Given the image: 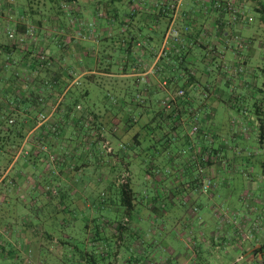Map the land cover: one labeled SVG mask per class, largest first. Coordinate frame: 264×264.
Instances as JSON below:
<instances>
[{"label": "crops", "instance_id": "crops-1", "mask_svg": "<svg viewBox=\"0 0 264 264\" xmlns=\"http://www.w3.org/2000/svg\"><path fill=\"white\" fill-rule=\"evenodd\" d=\"M170 27L179 32L181 44L167 39ZM1 45L7 48L0 54L5 87L24 99L21 119L35 111L28 101L31 82L39 89L52 77L36 109L50 122L36 123L27 136L65 152L67 164L58 169L55 183L60 190L88 191V176L96 175L92 158L100 157L98 183L103 186L113 173L129 170L170 193L174 217L169 220L183 231L175 237L180 247L175 241L167 244L175 263L264 264V138L259 137L264 0H0ZM41 52L48 59L44 66L36 60ZM16 75L19 83L13 82ZM13 104L11 99L9 108ZM224 111L227 120L221 119ZM51 123L59 126L54 140L48 134ZM194 126L199 133L191 135ZM191 146L190 155H184ZM201 156L209 162L200 164ZM43 161L40 156L19 167L13 161L2 172L0 182L7 175L17 182V189L5 192L7 205L17 196L23 204H44L41 184L49 178L43 177ZM164 170L167 177L159 176ZM190 171V182L211 180V189L203 193L212 202L211 212L176 219L173 201L190 188L183 182ZM223 189L228 190L227 208L217 210L213 201L223 197ZM230 190L240 193L241 211ZM196 191L183 201L192 202ZM11 226L0 231L10 252L0 264H16L27 244V233Z\"/></svg>", "mask_w": 264, "mask_h": 264}, {"label": "trees", "instance_id": "trees-1", "mask_svg": "<svg viewBox=\"0 0 264 264\" xmlns=\"http://www.w3.org/2000/svg\"><path fill=\"white\" fill-rule=\"evenodd\" d=\"M28 29L30 30L31 26ZM6 50L5 46H0V54ZM40 56L41 54L36 56V60L40 66H44L48 63V59L42 60ZM3 60V58H0V62L2 61L0 64H3L4 67L5 60ZM2 70L4 72L3 68ZM4 76L0 78V82L3 83L0 88V177L2 176V172L13 161L14 164L12 166L19 167L20 163L29 165L30 163H34L40 156H43L44 167H46L45 176L43 177H48L49 179L41 184L43 187L41 195L44 196V201H42L44 204L42 206L23 204L19 196L12 197L11 204L7 205L5 192L17 189V182H14L8 175L2 179L0 182V231L7 230L8 226L18 225L27 233V244L24 247H29L27 251L29 258L30 255L32 259L37 258L40 264H137L131 251L138 241L141 242L142 232L139 233L140 231L138 232L137 229L140 228L133 224L134 221L138 223L136 219L139 217L138 212L141 205L129 181V173L120 174L122 180H115L113 177L112 181L106 185L107 187L104 186L105 188L102 187V189L101 186L103 185L98 183L97 175L92 174L88 176L92 181L91 188L88 191L84 192L82 189H79L75 193L71 191V194L70 191H65L63 188V190H60L59 186L55 183H57L58 169L67 164L65 152L54 153L51 151V142L49 145L45 142L42 143L39 139L40 137L35 138L33 135L30 142H27L26 139L28 132L36 126V121H33L32 116H34L33 113L46 97L43 93L51 89L53 82L50 78L52 77H47L41 83L43 84L42 88L39 89L35 88L36 81L31 82L34 88L31 89L28 101L32 103L35 111L24 112L26 118L17 120L14 118V115H17L16 110L22 105L24 99L17 96L13 97L14 94L8 93L9 90L5 87V81L8 80ZM17 76H14L13 82L19 80ZM11 99L15 104V108L12 110L8 106ZM197 128V133H199V127L197 126ZM58 132V124L51 123L48 126L50 140L57 138ZM259 137L264 138L263 126L259 127ZM22 143L27 146L29 145V152L17 160L16 154ZM46 144L49 149L44 146ZM126 149L127 147L124 146L123 150ZM188 149L191 151L192 146ZM204 153L201 151L200 155H204ZM207 153L209 152L207 151ZM50 155L55 157L53 162L49 160ZM189 159L192 162L194 160L191 156ZM208 160L201 156L199 163L205 164L209 162ZM149 177L151 179L155 178L153 175H149ZM204 180L194 178L191 182L190 180L186 182L190 187L189 189H185L186 193L189 194L196 189L200 191L201 182ZM151 191L153 190L151 189ZM163 191V196L167 197L168 191L165 189ZM140 195L145 198L147 191L142 190ZM158 201L159 199L156 195L151 198L152 203L149 214L161 219L166 215V211L165 207ZM157 202L158 205L156 204ZM103 210H106L105 212L107 213L105 219L101 216V213L104 212ZM87 211L90 213V216L88 215L89 217L84 219L83 226L80 228L79 224H77L79 217H84ZM120 213L121 216H118ZM99 215L100 218H96ZM59 218H62L61 221H59ZM98 219L99 222H96ZM124 219H129V221H124ZM81 231L85 233H83L84 238ZM159 232L161 231L159 230ZM6 245L7 241L0 236V259L10 256V252L6 250ZM125 249L128 252L127 254L124 253ZM27 258L24 261L22 256L17 255L16 259L18 261L16 264H28L29 261L31 262V259ZM120 261L121 263H119ZM145 262L153 264L147 259L143 263Z\"/></svg>", "mask_w": 264, "mask_h": 264}, {"label": "rangeland", "instance_id": "rangeland-1", "mask_svg": "<svg viewBox=\"0 0 264 264\" xmlns=\"http://www.w3.org/2000/svg\"><path fill=\"white\" fill-rule=\"evenodd\" d=\"M13 2V0H12ZM89 25V24H87ZM41 56H43L44 58H46V56H44L41 52ZM40 56V57H41ZM5 66V65H4ZM3 67V64H0V78H2L1 76H4V72L2 70ZM18 77V76H17ZM23 77V78H22ZM25 75H21V79H23V81L26 79L24 78ZM25 82H28L25 80ZM16 83H19V80L16 81ZM24 84V83H23ZM3 85L2 82H0V88L1 86ZM221 89L223 90H227L225 85H222ZM20 94H18L17 96H19ZM15 108V104H13L12 106L10 105V110L14 109ZM223 114H221V119H225L227 120L228 119V116H227V112L224 111ZM16 114L17 115H14V118H16L17 120H21V117H22V114L21 112L19 111V109L16 110ZM232 114H236L235 112H233ZM34 116H32V119L33 121L35 120L37 124H47L48 122L50 121H47V113H43V112H37L35 111L33 113ZM41 116H45L44 118H46L44 121L43 119L41 118ZM14 123V121H12ZM45 122V123H44ZM79 135V134H78ZM33 137V135L31 134L29 137L27 136V142L31 141V138ZM82 135H79L78 137V140H79V145L81 144V141H82ZM46 148L49 149L48 145H44ZM79 148L81 146H78ZM83 147V145H82ZM82 150V148H81ZM80 150V151H81ZM52 151V150H51ZM27 152H29V145H25L24 143L21 144V147L18 149L17 151V154H16V159L19 160L20 158H22V156H25V154H27ZM54 153H60V152H56V151H53ZM188 154V156L190 155V151L188 149V147L186 148L185 152H184V155ZM145 159V158H144ZM99 158H92V161H91V164L93 166V169H92V173L93 172H96V177H101V174L103 173V171H100L101 170V167H99L97 165V162H98ZM192 171H190L189 173H187L184 178H183V182H188L189 181V177L191 176V173ZM243 173L245 171H242ZM122 173H129V181L132 185V188L134 189V192L137 194V200L138 202L140 203L141 206H139V217L142 222L140 223H135L134 221V226H137L139 227L140 229H137V231L139 233L142 232V236H141V243H140V248L137 250V251H131L132 256L133 258L136 260L137 264H147V262L143 263L144 261H146V259L150 262H152L153 264H159L161 262H164V261H169V259L172 258V260H170V262L172 264H177L175 263L176 259L169 256V254L166 253L167 251V244L169 243H172L173 244V241L177 242L175 245L176 248L180 247L181 243L180 241L176 240L175 237H177L178 235L180 236V232L182 231V229L180 230L179 228H176V227H173V225L171 224L172 223V220H169L171 219L172 217H174V213L172 212V206L170 207V204L168 203L169 201V197H170V193L168 192V195L167 197H164L163 196V193H164V188L163 186H160L159 189L155 188L152 184H149L147 182H145L144 180V175L142 174H133L131 173L129 170H126L125 172H117L116 174L113 173V177L115 178V180H120V174ZM167 171L164 170V171H160L158 174L159 176L161 177H167ZM244 175V174H243ZM127 176V175H126ZM245 176V175H244ZM150 179V178H149ZM122 180V179H121ZM151 181H156V179H150ZM120 182H123V181H120ZM146 186V187H145ZM102 187L104 186H101V189ZM151 189L153 191H151ZM142 190H146L147 191V196L145 198H143L140 194L142 192ZM227 192L228 190L226 189H223L222 191H220L219 194H221V198L219 199H214L213 203H216V207H217V210L220 209V207H222L223 210H225L227 207L226 205H224L223 203V198H226L227 196ZM231 192V199L232 202L234 203L235 207L237 210L241 211L242 209V204H240L238 202V197H239V194L240 193H234L232 190H230ZM208 193V192H207ZM229 194V193H228ZM155 195L157 196V198L159 199V203H161L162 205H164L165 207V211H166V215L163 216L161 219L160 218H156L155 216H153L152 214L150 215L149 213V210L151 208V198L155 197ZM187 193L186 191L184 192H179L175 197V200L173 201L174 202V205H175V210L177 209L179 211V214L177 216H175L176 219L178 218H181V217H184L185 214L189 213L192 217V215H201L203 213H207V211L211 212V206H212V202H208L206 197H205V194H203L201 191H196L195 192V197L193 198L192 202H185L183 201L182 199V196H186ZM150 198V199H147ZM228 197V196H227ZM166 198V199H165ZM164 200V202H163ZM150 205V207H148ZM104 212L101 213V216L104 217V219L107 217V213L105 212L106 210H103ZM122 211V210H121ZM90 216V213L87 211L84 215V217H79V222L77 224H79L80 228L83 226V221L84 219L88 218ZM212 215V214H211ZM118 216H121V213L118 215ZM96 218H100V215ZM34 219V218H33ZM62 218H59V221H61ZM193 219V218H192ZM123 220V219H121ZM129 221V219H124V221ZM33 221V220H32ZM99 222V219L96 220V222ZM35 223V221H33ZM152 222H155V223H152ZM130 224V223H129ZM149 225V226H148ZM159 227L158 229L161 231V232H157L156 228ZM113 228V227H111ZM183 232V231H182ZM84 232L81 231V234H83ZM85 234V233H84ZM84 234L82 235V237L84 238ZM141 235V234H140ZM185 236V235H183ZM180 245H179V244ZM183 244V243H182ZM137 247L138 245H134V247ZM83 249V248H81ZM135 249V248H134ZM29 250V247L27 248H23L22 247V257L24 258L23 260L25 261L26 258L27 259H31V262L33 261V264H40L37 260V258H34L32 259L31 258V255H30V258H29V255L27 253V251ZM180 251H183V247H181V250ZM179 251V252H180ZM124 253L127 254L128 252L126 251V249L124 250ZM69 256H71V254H69ZM121 263V261L119 262ZM212 264V263H211Z\"/></svg>", "mask_w": 264, "mask_h": 264}, {"label": "built area", "instance_id": "built-area-1", "mask_svg": "<svg viewBox=\"0 0 264 264\" xmlns=\"http://www.w3.org/2000/svg\"><path fill=\"white\" fill-rule=\"evenodd\" d=\"M32 29L33 28H31L30 30H28V33L30 35H32V33H33L32 32ZM166 36H167V39H171L175 45H179V44H181L183 42V39L181 38L179 32L174 27H170V29L166 33ZM233 40L235 42H238L239 43V40H238V38L236 36L233 38ZM238 48H242V45L240 43H239ZM41 59L42 60H45L46 58H44L43 56H41ZM177 95L178 96H182L183 95V92L182 91H179ZM44 117L45 116H41V118L43 119V121L47 118V117L46 118H44ZM197 131H198L197 126H194L191 129V135L196 134ZM54 158L55 157L53 155H50L49 156L50 162H53L54 161ZM211 186H212L211 180L205 179L203 182H201L200 191L202 193H207L208 190L211 189ZM28 264H32V262L29 261Z\"/></svg>", "mask_w": 264, "mask_h": 264}]
</instances>
